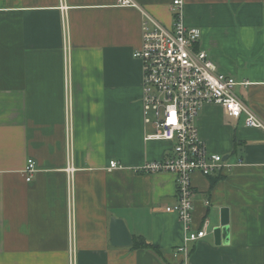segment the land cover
Masks as SVG:
<instances>
[{"label": "crops", "instance_id": "0c3cea01", "mask_svg": "<svg viewBox=\"0 0 264 264\" xmlns=\"http://www.w3.org/2000/svg\"><path fill=\"white\" fill-rule=\"evenodd\" d=\"M130 1L0 0V264L180 263L184 225L166 210L176 177L139 171L173 151L148 138L133 56L143 11L171 26L175 0ZM183 19L264 120V0H183ZM244 123L220 104L199 111L201 138L231 167L193 176V226L207 222L208 233L190 243L188 264H264V131ZM113 160L123 167L110 169ZM224 207L230 241L217 244ZM112 216L131 246L112 245Z\"/></svg>", "mask_w": 264, "mask_h": 264}, {"label": "built area", "instance_id": "2783aa9c", "mask_svg": "<svg viewBox=\"0 0 264 264\" xmlns=\"http://www.w3.org/2000/svg\"><path fill=\"white\" fill-rule=\"evenodd\" d=\"M171 12L173 24L167 26L143 11V40L133 56L143 63L145 120L155 128L148 138L170 142L173 152L163 160L146 163L139 171L175 175L177 201L166 210L176 213L184 225V243L175 255L179 264H188L190 243L208 233L207 222L202 228L193 226V176H210L231 167L222 155L211 153L201 138L196 125L200 109L206 104H220L232 118L244 117L245 126L263 131L264 120L236 94L235 78L220 73L208 51L201 47V29L187 25L183 19V0H175ZM109 167L123 166L113 160ZM35 172L36 163L30 158L25 169L28 181Z\"/></svg>", "mask_w": 264, "mask_h": 264}, {"label": "water", "instance_id": "95a60500", "mask_svg": "<svg viewBox=\"0 0 264 264\" xmlns=\"http://www.w3.org/2000/svg\"><path fill=\"white\" fill-rule=\"evenodd\" d=\"M227 157H224V160ZM230 212L227 207L221 209V225L213 229L217 244L229 243L230 241ZM111 243L114 246L128 247L134 242L133 236L124 219L112 216L110 222Z\"/></svg>", "mask_w": 264, "mask_h": 264}, {"label": "trees", "instance_id": "16d2710c", "mask_svg": "<svg viewBox=\"0 0 264 264\" xmlns=\"http://www.w3.org/2000/svg\"><path fill=\"white\" fill-rule=\"evenodd\" d=\"M202 227V226H201ZM201 227H199V228H201ZM144 245H146V248H153L154 250H157L158 251V249L156 248V247H153L152 245H150V244H148V243H137V242H135V247H140V246H144Z\"/></svg>", "mask_w": 264, "mask_h": 264}]
</instances>
